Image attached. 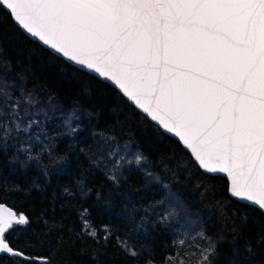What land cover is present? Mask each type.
<instances>
[{
    "label": "trees",
    "instance_id": "obj_1",
    "mask_svg": "<svg viewBox=\"0 0 264 264\" xmlns=\"http://www.w3.org/2000/svg\"><path fill=\"white\" fill-rule=\"evenodd\" d=\"M0 83L13 85L11 102L33 98L49 107L29 141L0 131V203L29 216L12 237L19 234L16 247L27 242L37 264H136L118 239L143 250L138 264L146 257L153 264H200L208 238L216 254L207 264H264L262 211L230 198L226 178L201 171L113 86L29 38L2 7ZM124 145L145 159L113 170L114 151ZM172 208L190 220L173 221ZM85 220L100 240L87 234ZM142 221L146 233L135 227ZM191 225L199 228L196 238ZM0 264L19 261L0 254Z\"/></svg>",
    "mask_w": 264,
    "mask_h": 264
},
{
    "label": "snow or ice",
    "instance_id": "obj_2",
    "mask_svg": "<svg viewBox=\"0 0 264 264\" xmlns=\"http://www.w3.org/2000/svg\"><path fill=\"white\" fill-rule=\"evenodd\" d=\"M0 7L30 37L110 82L178 138L205 174H223L230 198L264 211V0H0ZM144 159L135 157L138 165ZM29 224L0 203V254L37 264L27 242L16 247L19 234L12 237ZM144 224L135 227L146 233ZM84 227L101 239L86 220ZM103 230L106 242L111 230ZM208 239L200 264L216 254ZM118 246L138 264L143 250L127 240Z\"/></svg>",
    "mask_w": 264,
    "mask_h": 264
},
{
    "label": "rangeland",
    "instance_id": "obj_3",
    "mask_svg": "<svg viewBox=\"0 0 264 264\" xmlns=\"http://www.w3.org/2000/svg\"><path fill=\"white\" fill-rule=\"evenodd\" d=\"M12 86V84H9L7 88L3 85L0 86V118H2V120H0V131L2 132V134L7 135L8 138L19 136L29 141V139H27L30 137V135H28L29 131L31 130L32 126H34V130H41V127L43 126V123L45 121V113L46 111H48L49 107L47 108L46 104L38 102L33 98H20L17 101H9L11 99L10 92L12 91L10 89L13 88ZM13 104L19 105L16 112H13L12 110ZM62 121L69 127L70 118L65 117L64 119H62ZM17 124L20 125L19 128H17ZM7 129H11V131L8 132ZM25 129L27 130L25 131ZM137 154L138 152L131 149V147H127L126 145L118 147L114 151V157L117 160L115 161L119 162V164L117 163L115 167H113V170L117 171L131 162L136 163L135 157ZM172 209L170 211V217L172 218V220L175 222H183L184 214L180 216V213L176 214L172 212L174 211V209ZM189 218L190 216H187L185 219L190 220ZM193 226L194 225L189 226L188 229L189 232H194V234H192L190 238H196L199 233V228H194ZM188 237L189 236H184V241L189 239ZM188 254L190 255L191 253Z\"/></svg>",
    "mask_w": 264,
    "mask_h": 264
},
{
    "label": "water",
    "instance_id": "obj_4",
    "mask_svg": "<svg viewBox=\"0 0 264 264\" xmlns=\"http://www.w3.org/2000/svg\"><path fill=\"white\" fill-rule=\"evenodd\" d=\"M8 12V11H7ZM9 13V12H8ZM16 24V23H15ZM17 25V24H16ZM18 26V25H17ZM22 30V29H21ZM23 31V30H22ZM24 32V31H23ZM29 38H31L32 40H35L34 38H32V37H30V35L29 34H27L26 32H24ZM36 41V40H35ZM36 42H38V41H36ZM39 44H41L43 47H45V48H47L46 46H44L41 42H38ZM48 49V48H47ZM51 53H53L54 55H56V56H58V57H60L59 55H57V54H55L52 50H50V49H48ZM61 58V57H60ZM63 60H65L66 62H68L65 58H62ZM70 65H72V66H74L72 63H70V62H68ZM74 67H76V68H78V69H80V70H83V69H81L79 66H74ZM83 71H85V72H87L88 74H90V75H92V76H94V77H96V78H98L99 80H102V81H104V82H106V83H108V84H110L111 86H113L110 82H108V81H105V80H103L102 78H99L97 75H95V74H93V73H91V72H89V71H86V70H83ZM114 87V86H113ZM115 88V87H114ZM116 89V88H115ZM117 90V89H116ZM118 91V90H117ZM119 92V91H118ZM120 93V92H119ZM121 94V93H120ZM122 95V94H121ZM123 96V95H122ZM124 97V96H123ZM125 98V97H124ZM126 99V98H125ZM127 100V99H126ZM128 101V100H127ZM128 103L129 104H131V102H129L128 101ZM132 105V104H131ZM133 107H134V105H132ZM135 108V107H134ZM136 109V108H135ZM137 110V109H136ZM139 111V110H138ZM140 112V111H139ZM141 113V112H140ZM144 115V114H143ZM145 116V115H144ZM150 122H152L151 120H150V118H147ZM154 125H155V123L154 122H152ZM156 126V125H155ZM158 127V126H157ZM159 128V127H158ZM160 129V128H159ZM161 130V129H160ZM163 133H165L166 135H168V136H170V137H172L173 139H175L177 142H178V138H175L174 136H172L171 134H169V133H166V132H164L163 130H161ZM179 143V142H178ZM180 144V143H179ZM180 146L186 151V152H188L181 144H180ZM189 153V155H190V152H188ZM191 156V155H190ZM192 158V157H191ZM200 169V168H199ZM201 170V169H200ZM201 171H203V170H201ZM204 172V171H203ZM209 175H220V176H223L224 178H226L223 174H209ZM227 180V179H226ZM247 204V203H246ZM250 205V204H249ZM6 207H8L7 205H5ZM256 208H258V207H256ZM261 211V210H260ZM263 213H264V211H262Z\"/></svg>",
    "mask_w": 264,
    "mask_h": 264
}]
</instances>
